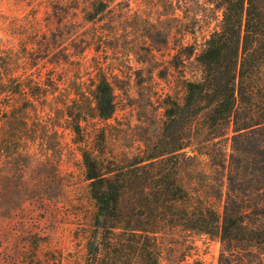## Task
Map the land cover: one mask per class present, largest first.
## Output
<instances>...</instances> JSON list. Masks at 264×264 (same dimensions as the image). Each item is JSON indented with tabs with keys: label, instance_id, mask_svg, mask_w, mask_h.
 <instances>
[{
	"label": "rangeland",
	"instance_id": "374dc122",
	"mask_svg": "<svg viewBox=\"0 0 264 264\" xmlns=\"http://www.w3.org/2000/svg\"><path fill=\"white\" fill-rule=\"evenodd\" d=\"M82 6V0H0V264L85 263L97 206L84 143L70 125V112L78 110L87 115V145L137 180L123 192L124 224L134 213L154 227L148 243L159 264H264V214L253 213L246 218L253 228L227 238L191 220L201 209L223 212L231 168L258 154L263 162L261 152L234 149L232 127L211 129L202 112L185 131L190 144L165 160L175 164L188 200L168 194L169 175L155 172L151 180L152 172L131 171L161 135L167 102L183 100L186 82L201 79L198 54L222 27V0H114L91 19ZM102 71L116 95L108 119L92 109ZM250 184L244 183L247 193ZM257 233L262 242L253 243ZM128 252L113 264H141Z\"/></svg>",
	"mask_w": 264,
	"mask_h": 264
},
{
	"label": "trees",
	"instance_id": "16d2710c",
	"mask_svg": "<svg viewBox=\"0 0 264 264\" xmlns=\"http://www.w3.org/2000/svg\"><path fill=\"white\" fill-rule=\"evenodd\" d=\"M82 1L84 15L91 19L99 16L114 0ZM222 4V27L212 32L198 54L203 64L201 79L186 82L183 100L171 98L167 102L161 135L147 154L141 156L137 162L140 164L131 169L134 175L138 168L152 172L151 180L158 179L160 174L155 172L169 175L170 180H165L168 181L166 188L176 202L188 200L190 194L179 183L175 164L167 167L165 160L170 156L177 159L190 144L185 131L202 112L207 113V125L211 129L232 127L234 149L264 155V86L262 88L257 80L264 62V6L258 0H222ZM92 109L99 119L110 118L116 109L115 91L104 71L98 75ZM78 111L70 112V125L77 141L84 143L81 153L85 173L97 206L84 264H113L118 254H129L131 248L141 264H159L157 248L148 243L156 236L154 227L143 224L141 216L135 217L134 213L129 215L128 224H124L123 192L137 180L119 170L99 148L87 145L82 124L87 115ZM253 158L230 169L223 212L210 208L206 213L201 209L191 217L195 227L217 232L223 238L230 237L235 230L253 228L246 218L253 213L264 214V158L263 162L258 159L259 154ZM247 180L251 182L249 193L244 188ZM260 237L259 233L253 236V243H259ZM118 245L123 247L119 251ZM220 264L231 262L226 259Z\"/></svg>",
	"mask_w": 264,
	"mask_h": 264
}]
</instances>
